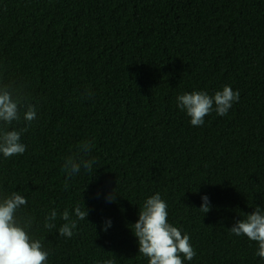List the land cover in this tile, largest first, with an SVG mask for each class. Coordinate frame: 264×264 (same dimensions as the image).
Wrapping results in <instances>:
<instances>
[{
	"label": "trees",
	"instance_id": "16d2710c",
	"mask_svg": "<svg viewBox=\"0 0 264 264\" xmlns=\"http://www.w3.org/2000/svg\"><path fill=\"white\" fill-rule=\"evenodd\" d=\"M0 84L37 109L25 153L0 154V197L27 199L17 218L48 264H148L131 225L156 193L190 236L196 256L184 264H264L228 230L264 208V0H0ZM226 85L240 93L226 116L194 127L177 107L181 94ZM85 140L96 163L65 190L64 161ZM65 209L77 220L70 239L58 235Z\"/></svg>",
	"mask_w": 264,
	"mask_h": 264
},
{
	"label": "clouds",
	"instance_id": "9594fccd",
	"mask_svg": "<svg viewBox=\"0 0 264 264\" xmlns=\"http://www.w3.org/2000/svg\"><path fill=\"white\" fill-rule=\"evenodd\" d=\"M87 97L94 94L86 90ZM239 91H233L231 86H224L221 91L210 96L206 91H193L177 97V107L185 111L190 117L194 127L203 126L205 117L213 111L218 116H226L232 106L239 101ZM21 109H24L23 115ZM25 126L17 130L14 122L21 119ZM37 119L35 105L28 102V96L11 85L0 84V154L4 158L23 155L26 145L21 143V136L27 132ZM11 128L12 130H9ZM81 153L79 159L70 156L64 161L62 171L67 178L64 182L65 190L69 187V179L80 172L81 167L91 172L96 158L86 157L94 147V141L85 140L77 145ZM86 190V189H85ZM117 195L115 189L108 194L106 200L115 202ZM202 204L198 211L205 215L210 211L209 197H201ZM27 199L19 192L13 191L10 195L0 197V264H48L49 251L44 249L40 239H34L30 234L31 221L22 225L17 218V213L27 205ZM168 205L159 193L147 198L139 208L138 220L131 225V231L138 242L139 255L147 258L148 264H184L192 261L196 252L190 242V236L168 222ZM74 214L78 220L88 217V210L77 206ZM60 218L65 221L58 230L60 237L72 238L77 220L71 219L67 209ZM57 210L52 209L45 217L44 228L51 231L56 228ZM111 221H106L102 229L107 231ZM235 236H245L249 241L258 245L255 255L264 259V208L257 206L251 214H245L244 219H239L228 229ZM104 264H113L107 260Z\"/></svg>",
	"mask_w": 264,
	"mask_h": 264
}]
</instances>
